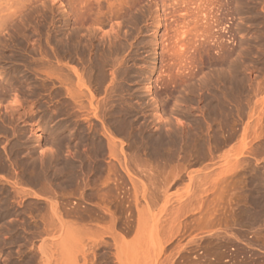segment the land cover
I'll return each mask as SVG.
<instances>
[{
  "label": "rangeland",
  "instance_id": "rangeland-1",
  "mask_svg": "<svg viewBox=\"0 0 264 264\" xmlns=\"http://www.w3.org/2000/svg\"><path fill=\"white\" fill-rule=\"evenodd\" d=\"M0 264H264V0H0Z\"/></svg>",
  "mask_w": 264,
  "mask_h": 264
},
{
  "label": "bare ground",
  "instance_id": "bare-ground-1",
  "mask_svg": "<svg viewBox=\"0 0 264 264\" xmlns=\"http://www.w3.org/2000/svg\"><path fill=\"white\" fill-rule=\"evenodd\" d=\"M158 21H160V20H158ZM158 25L160 26L161 24H160V22H158ZM180 35V34H179ZM154 41L155 42H157V37L155 36L154 37ZM158 43V42H157ZM182 47H183V44H179V48H181L182 49ZM84 88V89H83ZM89 89H88V87H86V86H83L82 87V89L80 90V95H81V98H85V99H87L88 97H89V95H90V93L91 92H89L88 91ZM88 100V101H87ZM86 101L87 102H93L92 100H93V97L90 95V97H89V99H87ZM36 137H37V139L38 140H40V138H41V135H36Z\"/></svg>",
  "mask_w": 264,
  "mask_h": 264
}]
</instances>
